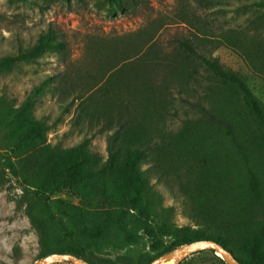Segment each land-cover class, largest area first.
I'll return each instance as SVG.
<instances>
[{"label": "trees", "instance_id": "trees-1", "mask_svg": "<svg viewBox=\"0 0 264 264\" xmlns=\"http://www.w3.org/2000/svg\"><path fill=\"white\" fill-rule=\"evenodd\" d=\"M256 5L264 7V1ZM98 6L111 14L123 9L121 0ZM254 31L231 30L219 44L239 52L264 78V34ZM66 48L49 31L33 47L0 57V75ZM117 48L98 42L90 49L106 60L131 59L122 69L113 62L102 68L108 77L99 85L48 77L20 105L0 97V175L15 178L21 188L16 208L25 209L38 233L40 258L58 253L90 264H150L185 244L214 240L241 264H264V103L242 75L224 68L198 42L181 40L172 55L151 42L133 45L132 56ZM160 70L167 74L159 82ZM51 86L65 95L68 87L78 99L88 95L92 120L105 117L112 131L107 159L91 150L89 138L69 148L47 143L50 126L34 108ZM199 88L204 95L195 104L197 118L167 136L160 125L174 106L169 97L177 92L194 99ZM150 162L158 178L180 180L194 225L176 224L175 208L165 206L143 168ZM65 189L78 203L55 199ZM164 239V248L147 251L149 243ZM107 251L116 258L103 259Z\"/></svg>", "mask_w": 264, "mask_h": 264}, {"label": "rangeland", "instance_id": "rangeland-1", "mask_svg": "<svg viewBox=\"0 0 264 264\" xmlns=\"http://www.w3.org/2000/svg\"><path fill=\"white\" fill-rule=\"evenodd\" d=\"M257 1L264 0H121L123 9L111 14L98 6L101 0H27L15 3L0 0V57L33 47L49 31L64 40L67 46L65 51H46L34 63L22 62L1 74L0 97L20 105L33 88L48 77H68L74 84L81 78L83 87L99 85L108 77L103 75L102 68L109 70L113 62L116 70L122 69L121 66L131 59L111 55V59L106 60L102 55L95 56L90 49L98 42L117 43L118 53L126 50L129 56L133 55V45L151 42L172 55L177 43L189 39L198 42L200 49L217 58L224 68L242 75L264 103V78L253 71L252 64L239 52L219 44L221 35L231 30L255 32L258 28L264 34V7L257 6ZM164 73L160 70L159 82ZM205 75L202 71V78ZM56 85L54 82L53 86ZM67 90L65 95L51 86L36 101L35 116L50 126L47 143L52 147L69 148L89 138L91 150L107 159L111 127L105 117L92 120V111L86 107L88 95L83 94V98L78 99L75 97L78 93L71 89L68 93ZM198 91L194 99L177 92L169 97L174 106L165 124L160 125L167 136L178 133L187 119L197 118L195 104L204 95V88ZM112 122L115 127L116 117ZM143 168L148 170L165 206L175 208L176 224L180 227L194 225L180 189V180L174 175L158 178V169L152 162L144 164ZM20 194L21 188L15 178L0 175V264H32L40 259L38 233L25 209L16 208ZM55 199L78 203L66 189ZM166 245L165 239L153 241L148 244L147 251ZM116 256L115 252L107 251L102 258L115 259ZM182 264L222 263L212 252L206 251L188 257Z\"/></svg>", "mask_w": 264, "mask_h": 264}, {"label": "water", "instance_id": "water-1", "mask_svg": "<svg viewBox=\"0 0 264 264\" xmlns=\"http://www.w3.org/2000/svg\"><path fill=\"white\" fill-rule=\"evenodd\" d=\"M203 251L214 252L216 256L220 257L225 264H241L235 255L226 249L221 244L214 240H200L185 244L172 252L160 256L153 260L150 264H163L166 262H173V264H181L188 257L198 254ZM32 264H90L86 260H82L72 254H50L46 257L40 258Z\"/></svg>", "mask_w": 264, "mask_h": 264}, {"label": "bare ground", "instance_id": "bare-ground-1", "mask_svg": "<svg viewBox=\"0 0 264 264\" xmlns=\"http://www.w3.org/2000/svg\"><path fill=\"white\" fill-rule=\"evenodd\" d=\"M163 264H173V262L171 261V263H163Z\"/></svg>", "mask_w": 264, "mask_h": 264}]
</instances>
